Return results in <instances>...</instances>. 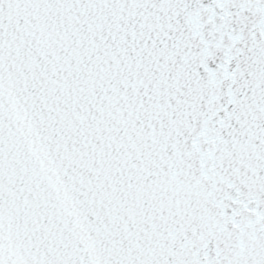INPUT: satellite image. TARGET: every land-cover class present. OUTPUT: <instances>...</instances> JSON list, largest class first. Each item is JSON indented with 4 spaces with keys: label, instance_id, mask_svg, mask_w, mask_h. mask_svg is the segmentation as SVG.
Wrapping results in <instances>:
<instances>
[{
    "label": "snow or ice",
    "instance_id": "snow-or-ice-1",
    "mask_svg": "<svg viewBox=\"0 0 264 264\" xmlns=\"http://www.w3.org/2000/svg\"><path fill=\"white\" fill-rule=\"evenodd\" d=\"M0 264H264V0H0Z\"/></svg>",
    "mask_w": 264,
    "mask_h": 264
}]
</instances>
